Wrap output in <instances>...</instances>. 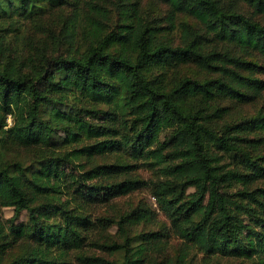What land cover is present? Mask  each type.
<instances>
[{"label":"trees","instance_id":"trees-1","mask_svg":"<svg viewBox=\"0 0 264 264\" xmlns=\"http://www.w3.org/2000/svg\"><path fill=\"white\" fill-rule=\"evenodd\" d=\"M142 1L0 0V264H68L86 246L114 258L80 264H166L143 253L168 237L176 264H264V63L219 45L264 59V0H151L160 16ZM75 145L88 161L122 160L79 164ZM141 188L164 230L129 234L147 208L89 210ZM113 226L120 241H91Z\"/></svg>","mask_w":264,"mask_h":264},{"label":"rangeland","instance_id":"rangeland-1","mask_svg":"<svg viewBox=\"0 0 264 264\" xmlns=\"http://www.w3.org/2000/svg\"><path fill=\"white\" fill-rule=\"evenodd\" d=\"M142 9L146 12H148L151 15L154 16H160L162 14H166L167 8L157 2H153L151 0H143L142 1ZM179 20L186 22L192 26L196 25L195 20L191 19V17L180 14ZM219 45H224L231 49L232 52H236L240 55H243L244 57L248 59H252L253 61L257 63H264V59L255 51H246L242 49V47H239L237 45H230V44H223L219 43ZM194 68H183L182 73L186 75H194ZM264 78V76H262ZM260 105V103H251V104H240L233 108L232 113L235 115H243L247 114L250 115L254 112V110ZM79 148V145H75L70 147V150L72 152H75ZM27 154L24 150H19L11 153V156L17 155V156H25ZM8 158H11L10 156ZM74 158L77 163H90L91 161L96 162H112L116 159H121L118 154L115 155H108L104 157L94 158L93 160L88 161L85 159L84 155L78 153H74ZM131 164V163H130ZM132 175L138 176V178L144 179V180H155L157 178V173L152 172L147 167H138L135 168ZM137 208H147L151 210L154 214L151 217L150 221H142L139 224H136L135 226H132L131 229L128 231L130 235L133 234H139L147 231H162L166 227V221L164 217L161 215L159 210L157 209L155 199L152 195V192L149 188H141L138 189L126 196L117 197L112 199L106 204H98L92 206L89 210L91 211V214L93 217H110V218H116L117 216L127 213L128 211L132 209ZM13 215V211L11 208H5L2 210V216L4 218H10ZM27 218V215L25 212L22 213L19 221L25 220ZM117 227L113 226L110 228H107L105 230H101L100 228H97L93 231L91 236V241H97V242H103V241H120V233L117 231ZM178 245L179 242L173 238L168 237L166 241L162 242V244L158 247H151L150 250H146L143 254L144 257H147L148 260L153 261H165L166 264H176V258L178 254ZM136 245L134 247V251L137 252L135 249ZM21 248H18L17 252L20 251ZM85 254V255H101L107 259H113L114 257L109 255L106 252H103L100 249L94 248L92 246H86L81 251H73L69 254L67 257L68 264H80L76 261V257L79 255ZM189 264H247L246 262H241L239 260H230V259H224L220 257H203L200 254H191L189 256Z\"/></svg>","mask_w":264,"mask_h":264}]
</instances>
